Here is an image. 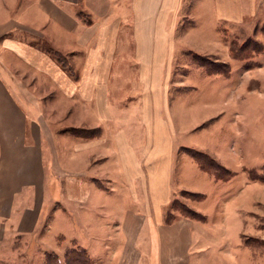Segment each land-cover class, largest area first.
<instances>
[{
	"label": "crops",
	"instance_id": "0c3cea01",
	"mask_svg": "<svg viewBox=\"0 0 264 264\" xmlns=\"http://www.w3.org/2000/svg\"><path fill=\"white\" fill-rule=\"evenodd\" d=\"M243 3L0 0V264H18L16 241L25 238L26 247L39 240L62 263L81 248L93 264H203L197 236L206 216L166 222L178 193L174 165L186 162L170 134L177 130L171 82L176 50L209 42L181 43L186 15L205 13L199 23L216 30ZM42 41L67 54L68 66ZM53 94L60 103L51 115ZM59 109L75 129L97 133L54 134L50 117L56 122ZM246 173L238 214L264 222V182Z\"/></svg>",
	"mask_w": 264,
	"mask_h": 264
},
{
	"label": "rangeland",
	"instance_id": "374dc122",
	"mask_svg": "<svg viewBox=\"0 0 264 264\" xmlns=\"http://www.w3.org/2000/svg\"><path fill=\"white\" fill-rule=\"evenodd\" d=\"M205 17V13L194 14L192 19L186 15L179 31L181 43L201 36H207L209 42L176 50V71L171 84L177 99L171 112H176L177 130L176 134L171 131L170 134L173 145H181L186 162L178 157L174 165L172 183L178 193L168 213L174 218L189 217V211L206 216L207 225L197 236L204 248V259H196L200 260L198 263L264 264V239L254 233L255 220H245L243 213L238 214V195L243 179L247 180L246 172L254 169L258 176L264 177V0H249L247 8L244 6L232 20L220 21L216 30L199 23ZM40 46L57 59L55 54L59 52L48 43L42 41ZM60 55L64 61H59L61 65L68 63V55ZM30 92L34 100L41 97L35 89ZM56 96H48L51 115L50 107L60 103ZM56 114L59 115L56 122L50 117L52 132L72 136L75 128L71 118L62 120L67 110L59 109ZM188 149L205 153L213 161L200 158L208 175L194 163ZM217 163L235 174L229 183L222 184L212 175L223 180L230 176L222 171L217 173ZM189 192L201 194L205 199L198 202ZM255 224L264 228L263 221ZM25 240L29 239L16 241L22 255L18 264H45L48 255L45 252L50 251L46 244L39 245V240H33L35 244L29 241L26 247ZM52 258L51 264H56Z\"/></svg>",
	"mask_w": 264,
	"mask_h": 264
},
{
	"label": "trees",
	"instance_id": "16d2710c",
	"mask_svg": "<svg viewBox=\"0 0 264 264\" xmlns=\"http://www.w3.org/2000/svg\"><path fill=\"white\" fill-rule=\"evenodd\" d=\"M56 56H57V61L59 62V61H62V60H60L61 59V55H60V53H56L55 54ZM62 62H64V61H62ZM60 63V62H59ZM61 64V63H60ZM62 66H64V67H67L68 66V64L67 63H64V64H62ZM85 134V135H87V136H92V135H94L95 133H97V131H95V130H86V131H83V130H79V129H75V131H74V134ZM194 151V152H193ZM188 154L191 156V158H193L194 159V161L198 164V166L204 171V172H206V173H208V171H206L205 169H204V164L200 161V158H205V159H207L208 161H210L211 163L213 162L212 160H210L209 159V156L207 155V154H205V153H201V152H198V151H195V150H192V149H188ZM216 167H217V169L215 170L217 173H221L220 171H222V172H224V173H226V174H228V175H230L228 178H227V180H223L222 178H219V177H217L216 175H214V174H212L216 179H217V181L219 180V181H225V182H227V181H229L234 175L232 174L231 175V171H229L228 169H226L225 167H223L222 165H220V164H216ZM264 168V167H263ZM248 175H249V178H250V180H252V181H261V182H264V177H260V176H258L256 173H255V171H254V169H251L250 171H248ZM189 196H191L192 198H194V200H196V201H202V200H204V196L203 195H201V194H197V193H187ZM174 202V201H173ZM172 202V203H173ZM172 205V204H171ZM189 214H188V216H189V218H192V219H196V220H204V216L203 215H201V214H199L198 212H192V211H189L188 212ZM186 217V216H185ZM176 218H174V217H171V215L168 213L167 214V217H166V222L167 223H171V222H173L174 220H175ZM50 256L51 257H53L52 259H53V262L55 261L56 262V264H86V263H92L91 262V260H90V257L88 256V254H87V252L84 250V249H81V248H72V249H69L67 252H66V254H65V259H66V261L64 262V263H62L60 260H59V258H58V256L57 255H51V254H48L47 256H46V261H45V264H51V259H50ZM71 258V259H70ZM51 261H50V260Z\"/></svg>",
	"mask_w": 264,
	"mask_h": 264
}]
</instances>
